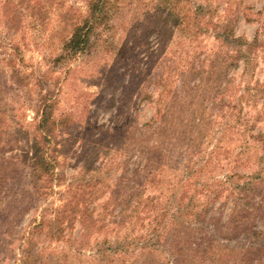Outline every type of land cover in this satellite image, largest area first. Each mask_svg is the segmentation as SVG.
Returning <instances> with one entry per match:
<instances>
[{
	"label": "rangeland",
	"instance_id": "1",
	"mask_svg": "<svg viewBox=\"0 0 264 264\" xmlns=\"http://www.w3.org/2000/svg\"><path fill=\"white\" fill-rule=\"evenodd\" d=\"M210 1L212 6L219 5L216 14L221 13L223 4H220V0H184L182 13L191 10L192 5H206ZM2 2L0 0V82L5 81L9 90L7 94L4 93L1 103L8 122L0 135V164L5 174L0 197V264H20L21 235L28 231L43 209H53L61 204L65 198V186L72 181V177L80 176L89 183H111L126 167L142 162L139 159L143 147L140 135L147 136L150 131L141 125L155 115L158 108L156 103H160L162 115L171 117L168 124L154 125L158 126V134L162 133L160 151L168 164L174 159L192 162L202 159L206 165H198L203 168L199 179L214 181L222 180L228 171L240 175L253 174L260 168L264 171V159L261 162L256 159L264 155V149L260 150L257 143L247 139L250 163L255 162L250 168H247L249 164L238 167L240 164L236 154L240 155L238 152L242 151L239 144L241 136L233 131L227 137L219 131L225 108L219 105L217 87L222 85L223 77L219 75L218 66L213 71L208 66L210 61L217 60L220 51L218 43L211 37L212 32L199 35L192 41L182 31H175L174 26H170L165 10L156 5L157 0H121V8L110 16L112 28L109 32L96 33L86 54L76 57L66 66H54L52 59L59 48L60 39L68 35L69 30L62 27L54 30L55 23L64 16L80 22L85 16V1L62 0L61 4L74 15H44V25L39 24L38 20L31 24L29 21L32 19L24 23L12 22L13 16L1 15ZM244 2L252 7L251 12L260 8L258 0ZM216 14L206 16H211L215 22L220 16ZM254 29V23L247 22L244 15H236L233 27L235 36L250 39ZM12 44L18 48L19 65L12 55ZM7 58L14 60L21 75L26 78L23 88L11 89L9 69L4 65ZM168 67L171 76L165 82L170 93L159 97L160 86L155 84L159 83L160 77L166 78L165 70ZM186 70L204 72L190 78V73L184 72ZM239 73L240 68H237L232 76L237 78ZM253 73L254 81L258 80L264 85V61L260 57ZM43 74L44 89L51 93L53 102L51 114L58 124L56 137L51 144L58 162L54 172L64 180L53 183L46 197L35 200V191L28 184V140L38 117V88L33 83ZM251 82L249 87L252 86ZM241 87L239 85L235 89L236 99L241 94ZM144 93L150 95L151 99L141 100L145 97ZM254 101L255 106L243 103L240 111L246 113L252 127L251 135L259 133L264 138V97ZM236 105L235 112L239 108V99ZM14 121H19L18 128L21 130L16 128ZM236 127L239 128L238 125ZM146 139L149 143V138ZM104 164L108 167H103ZM107 169L108 176L104 174ZM161 173L168 177L170 172L167 168ZM176 174L171 173L170 180ZM237 183L240 185L241 180ZM256 183V193L250 202L258 205L252 219L255 218L254 225L259 229L260 223L264 222V218H259L264 215V182ZM102 189H106V192L100 195L96 204L108 198V187ZM142 195L156 196L157 191L147 190ZM226 195L224 192L212 205L213 209L220 207L223 211L222 219L230 213L231 208L229 200L224 199ZM237 216L241 218L242 214ZM81 233L75 223L70 234L79 239ZM94 238L101 239V235H92L87 246L81 247L82 253L78 258L84 262L82 264H87L90 259L94 249L89 247ZM62 245H47L39 239L31 253L43 249L55 252ZM75 247L72 245L69 249Z\"/></svg>",
	"mask_w": 264,
	"mask_h": 264
},
{
	"label": "trees",
	"instance_id": "2",
	"mask_svg": "<svg viewBox=\"0 0 264 264\" xmlns=\"http://www.w3.org/2000/svg\"><path fill=\"white\" fill-rule=\"evenodd\" d=\"M84 1L85 16L80 22L71 21L64 16L62 19L58 17V22L55 23L54 30L59 27L69 30L68 35L60 39L59 48L52 59L54 66H66L76 57L86 54L96 33L110 31V16L121 8V0ZM183 1L157 0L156 5L165 10L170 26H174L175 31H182L192 41L199 35L212 32L211 37L218 43L220 51L217 60L210 61L208 66L211 71L218 66L219 75L223 77L222 85L217 87L219 105L225 108L219 131L227 137L233 131L241 136L239 144L242 151L238 152L240 155L236 154L240 164L238 167L249 164L247 168H250L255 161L250 163V147L246 140L252 139L263 150L264 138L259 133L251 135L250 122L246 113H241L240 109L242 110L243 103L255 106L254 99L264 97V85L258 80L254 81L253 77L257 59L260 57L264 61V0H258L260 8L255 12H251L252 7L247 6L244 0H220L223 7L218 14L215 11L219 5L212 6L211 1L206 5H192L191 10L182 13ZM61 3L62 0H3L1 15L13 16L14 23L32 19L29 21L31 24L38 20L39 24L44 25V15H74ZM206 14L220 16L213 22L211 16ZM236 15H244L247 22L254 23L255 29L250 39L233 34ZM10 49L19 65L21 59L17 57L18 48L12 44ZM4 65L9 69L11 89L23 88L26 78L21 75L14 60L7 58ZM237 68H240V73L235 78L232 72ZM184 72L190 73L192 78L200 76L204 71ZM165 74L166 78L160 77L159 83L155 84L160 86L159 97L170 93L165 82L171 76L169 67ZM43 75L33 83L38 88V117L28 140V184L35 191V200L46 197L53 183L64 180L54 172L58 162L51 144L56 137L58 124L51 114L53 102L50 99L51 93L44 89L45 74ZM239 85L242 90L236 99L235 89ZM8 90L5 81L0 82V135L7 128L5 108L1 103ZM144 95L141 100L151 99L150 95ZM238 99L239 108L235 112ZM156 104L158 108L155 115L141 125L150 131L147 136L140 135L143 147L139 159L142 162L126 167L111 183H89L80 176L72 177V181L65 186V198L61 204L53 209H43L38 219L32 221L28 231L21 235L18 254L20 264H55L59 261L82 264L84 262L78 258L82 253L81 247L87 246L92 235H101V239L94 238L92 241L89 248L94 250L87 264H264V222L260 223L259 229L254 225L255 218L252 217L255 215L252 214L258 209V205L250 202L256 193V182H264L263 168L250 175L228 171L222 176V180L214 181L199 179L203 170L201 167L206 165L202 159L194 162L174 159L168 164L160 151L159 139L162 133L158 134V126L154 125L168 124L171 117L168 114L162 115L160 103ZM18 122L13 123L21 130ZM146 137L149 138V143ZM256 159L261 162L264 155ZM103 167L108 165L104 164ZM167 168L170 172L168 177L161 173ZM108 172L107 169L104 174L108 176ZM175 172L177 176L174 175L173 180H170V174ZM4 179L5 174L1 171L0 164V197ZM240 180L241 184L238 185ZM105 186L108 187V198L101 204H96L100 195L106 192V189H102ZM147 190H155L157 195L143 196L142 193ZM224 192L227 193L224 199L229 200L231 208L230 213L222 219L223 211L220 207L213 209L212 205ZM240 213L241 218L237 216ZM259 218H264V215ZM75 223L82 231L79 239L70 234ZM39 239L47 245H63L55 252L43 249L31 253ZM72 245L76 247L69 249Z\"/></svg>",
	"mask_w": 264,
	"mask_h": 264
}]
</instances>
